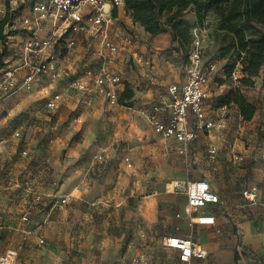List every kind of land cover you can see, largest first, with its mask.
Wrapping results in <instances>:
<instances>
[{
    "label": "crops",
    "instance_id": "1",
    "mask_svg": "<svg viewBox=\"0 0 264 264\" xmlns=\"http://www.w3.org/2000/svg\"><path fill=\"white\" fill-rule=\"evenodd\" d=\"M5 6L6 2L0 0V21L4 17L2 11ZM18 13L24 20L31 16V9L25 17L23 11ZM190 18L195 22L193 14ZM127 24L135 28H130ZM22 27L24 31H28L24 22ZM78 36L88 37L84 34ZM110 37L114 41L112 44H120L124 38H130L132 43L120 55L129 56V60L140 67L142 77L150 83L148 85L162 84L163 72L154 68L152 57L142 54L146 50V43L153 37L134 23L125 9H120L114 15ZM22 43L23 40L21 44L14 46L20 48ZM100 52L102 47L96 54ZM67 70L71 71V67ZM170 77V85L181 84L186 80L185 73L181 77ZM59 79L54 81L52 76H48L35 86H39L44 93L59 92L55 91L59 87ZM220 79L224 82L226 76L223 75ZM76 81L84 84L86 90L90 86L102 93V98H74L81 114L73 122L83 123L81 129L84 139L72 149L69 147V155L63 161L61 170L52 172L54 180L47 181L44 187H38L36 181L32 184H37L36 187L17 182L11 187H0L1 194L4 191L13 198L11 207L6 208L8 204L0 196V230L13 229L15 236L31 247L46 243V249L40 255H45V260H51L53 264H104L113 259L114 264H131V260L142 253L150 257L151 264H182L178 261L175 250L163 246L166 238L174 236H193L207 250V260H193L190 264H264V143L258 141L256 127L253 125L257 112L252 121L246 122L235 106L215 107L226 92L236 88V83L232 88L230 84L223 82L221 85L213 84L215 88L211 87L213 93L209 94L214 98H204V105L211 102L214 109L208 116L224 119L227 128L219 133V139L209 137L202 130L196 131L197 138L189 146L186 155L180 154L181 145L178 141L163 139L149 124L147 126L131 122L132 133L139 140H145L142 149L149 147V152L156 155L157 166L152 175L125 177L124 181L122 172L125 170L122 164L129 162V158H125L119 165L107 160V166H101V162L95 160L101 155L105 160L113 156L114 119L121 117L117 108H122V105L111 106L106 92L94 85V78ZM256 87L264 97L262 80L257 82ZM152 88L145 91L146 98H136L141 110L161 95L157 89ZM117 89L121 95L125 87L121 84ZM253 90L252 87L240 88L245 98H253ZM48 99L46 98V102ZM10 102L11 105L6 102L1 106L2 115L6 116L5 122L12 113L22 110V100L13 98ZM208 108H211L210 105L207 108L205 106V109ZM45 109L51 111L47 107ZM233 114L239 118L238 125L235 126H231ZM119 122L116 125L118 127ZM20 130L14 129L15 137L16 133L20 137ZM56 132L59 131L53 133ZM151 139L160 142L150 144ZM212 146L217 149L213 156L209 153ZM89 151L94 154L88 161L79 162L72 170V165L77 162L76 152L82 156ZM130 152L133 161L134 157L140 155L138 151L135 154ZM73 171L75 174H72ZM73 175L78 177V181L73 180ZM109 179L110 184L107 183ZM147 179L151 181L147 182ZM197 180L209 182L221 204L207 205L192 214L187 205V197L175 193L173 183ZM251 188L257 189L254 202H248L243 197V192ZM9 192L15 193L12 196ZM64 197H68L67 205L59 208L57 202ZM26 212L29 217L24 222ZM41 240L44 241L43 244H40ZM88 247L94 250V257L84 250ZM73 248L83 252L78 256L72 255L70 249ZM239 248L243 249V253L238 252ZM237 255L245 256L246 259L238 258ZM10 263L11 260H8V264Z\"/></svg>",
    "mask_w": 264,
    "mask_h": 264
},
{
    "label": "rangeland",
    "instance_id": "2",
    "mask_svg": "<svg viewBox=\"0 0 264 264\" xmlns=\"http://www.w3.org/2000/svg\"><path fill=\"white\" fill-rule=\"evenodd\" d=\"M1 1L6 2V4L9 2V0ZM36 1L43 0H19L17 11L12 14L7 13L11 20L9 25L5 28V34L10 38L7 39V43L5 44L0 42V58H2V60L4 59V62L8 61V65L17 64L20 48H16L14 44H21V41H24L27 36L25 33H28V31L22 29V22L24 20L21 18L22 15L18 12L23 11V17H25L24 15H29L30 6ZM4 18L5 16L3 19ZM185 19L192 27L194 22L190 18V13L185 14ZM127 25L130 28H135L131 26V24ZM206 27L207 33L204 36L203 43V62L205 66L210 63L215 64L216 71L209 82L205 92V98H214L209 94L213 93L211 92V87L215 88L213 84H222L223 81L221 82L220 78L226 74L225 67H232L236 64L232 78L229 80L226 78L223 82L226 85L230 84L229 86H231V88L236 82L235 77L239 80L246 76L242 74L241 66L237 62L238 58L234 54V51L229 48L228 41L223 36H218L216 33V21L210 19ZM260 35L261 33H255L249 37L258 39ZM109 42L114 43L110 36ZM141 42L143 43L144 40ZM20 44L18 46H20ZM141 44L140 48L142 47ZM101 47L104 58H100V56L96 54ZM145 49L146 50L143 51L142 54L152 57L154 68L163 72V75H161L162 84L156 83L153 86L148 85L150 83L145 81L142 77L139 70L140 67L135 65L132 60H129V56H110L100 41L93 40L89 37L85 38V36H76V48L72 52L67 53L62 51L59 54L58 70L60 79L59 87L55 89V91H59L62 94L63 100L56 110L48 111L45 109L46 98H49L53 91L52 93H44L39 86H34L31 90H26L20 85L15 98H19L23 101V105L21 106L22 110L16 114L12 113L7 122H5L6 116H4V114L0 116V187H11L17 182L19 184H28L32 187H36L38 184V187L42 188L47 181L54 180L52 172L57 169L59 171L61 170L63 161L66 159L67 155H69V147L72 149L84 139L83 130L81 129L83 123L77 124L73 122L81 114L76 99L102 98L100 90L88 86L87 90L81 94L72 88V83L81 78L89 81L98 75L103 68L113 73L114 69H116L115 73L120 77L121 84L124 85V87L128 86L133 92L134 97L122 105V108H117L120 110L121 117L114 119L113 156L105 160L101 155L102 161L98 160V162H101L98 164L104 166L109 164L108 161H110L115 165H119L122 164L125 158H129V162L122 164L125 170L122 172L124 181L126 180L125 177L130 178L133 176L136 178V176L140 177L141 175H152L157 166L156 155L149 152V147H144V149H142V144L145 140H139L130 129L131 122L138 123V125L145 124L149 126L147 120L141 114L142 110L136 98H146V95L144 96L145 91L152 87V89H157L159 91L158 94L165 95L167 87L172 83V77L170 76L174 75L181 77L184 73L187 75V70L185 69L189 65V51L187 52L186 50L179 49L168 32H164L160 36L148 41L145 45ZM68 67H71V71L67 70ZM164 67L167 68V70ZM46 80L47 79H45L44 82H46ZM252 80L254 81L252 87L254 88L253 98H246V100L252 102L257 108V116L253 125L256 127V133L259 138L258 141L264 143V97L258 93V88L256 87L257 82L261 80V78L252 77ZM239 85L240 87H244L240 83ZM231 90H234V88ZM80 94L83 95V97H80ZM10 101H8L9 105L12 103ZM209 105L211 108L206 109L208 115H210L209 113L213 112L214 109V105H212L211 102L205 105L206 108ZM232 118L233 121L231 122V126L238 125V116H234L233 114ZM118 122L119 127L116 126ZM94 125L95 124H92V126ZM15 128L21 129L20 137L14 136L13 132ZM193 129L196 131L194 126ZM54 131L59 132L53 133ZM159 142V140L151 139L149 143L158 144ZM130 151H133V154L138 151L140 155L134 157L133 161ZM76 154L77 162L72 165V170L79 165V162L87 160L94 153L89 151L82 156H79L77 152ZM53 165H57V167H53ZM61 174L62 173H59V175ZM72 174H75V171H73ZM76 175H73L74 181H78ZM34 181L37 183L36 186L32 185ZM150 181L151 179H147V182ZM107 183L110 184L111 180H107ZM3 193L4 194L0 193V196H2L5 203L8 204L6 208H10L13 198L7 196L5 194L6 192L3 191ZM14 193L15 192H9L12 196ZM57 205L61 208L59 204ZM26 214L27 212L25 215ZM45 244L31 247L29 244L20 241L19 237L15 236V231L13 229L0 230V256L5 258L7 264L8 260H11L10 264H53L51 260H45V255H40L44 253V249H46ZM70 250L72 255L75 256L83 252V250L80 252L78 248ZM84 250H86L87 253L90 252L91 257L95 253L93 249L90 250V247ZM262 254H264V251ZM238 258L246 259L245 256H238ZM104 264H114V259L108 260L104 262Z\"/></svg>",
    "mask_w": 264,
    "mask_h": 264
},
{
    "label": "built area",
    "instance_id": "3",
    "mask_svg": "<svg viewBox=\"0 0 264 264\" xmlns=\"http://www.w3.org/2000/svg\"><path fill=\"white\" fill-rule=\"evenodd\" d=\"M19 0H9L2 13L12 14L17 11ZM31 17L24 19L28 26V33L24 39L19 53L17 64L0 66V116L2 104L15 98L20 85L31 90L44 77L52 76L54 81L60 77L58 61L60 53L72 52L76 48V36L84 34L93 40L101 42L110 56L117 57L132 43L128 37L120 44L109 42L110 30L114 27V14L125 9L124 0H43L31 4ZM206 28L193 30L194 41L189 53L186 80L181 84L170 85L165 95H160L150 102L141 114L148 124L163 139L176 140L180 143V154L186 155L189 146L196 140L198 130H202L213 139H219V133L227 128L224 119H213L208 116L205 105V89L207 88L216 66L213 63L205 66L204 36ZM100 52L98 56L104 58ZM236 80V88L240 85ZM94 85L106 92L111 106H118L121 85L120 77L105 68L94 77ZM72 88L84 92L86 86L78 81L72 83ZM63 100L60 92H54L46 102L47 109L56 110ZM195 127L196 131L193 128ZM19 137V134L16 133ZM210 155L217 153L216 147L209 149ZM96 161H102L98 156ZM128 161V160H126ZM174 192L187 197V205L192 214L197 213L207 205H219L221 200L212 190L206 180L175 181ZM257 189L251 188L243 192L248 202H254ZM68 197L59 199L57 204L65 207ZM29 213L23 217L27 222ZM44 241L41 240L40 244ZM264 246V233L262 235ZM165 248L178 253V261L190 264L193 260L204 261L208 259L207 250L197 243L193 236L187 238L169 237L163 241ZM243 253V249H238ZM0 264H6L5 258H0ZM125 264V263H123ZM131 264H151L146 253L131 260Z\"/></svg>",
    "mask_w": 264,
    "mask_h": 264
},
{
    "label": "trees",
    "instance_id": "4",
    "mask_svg": "<svg viewBox=\"0 0 264 264\" xmlns=\"http://www.w3.org/2000/svg\"><path fill=\"white\" fill-rule=\"evenodd\" d=\"M125 10L133 22L155 38L168 32L179 49L191 51L193 30L206 28L210 19L217 23L216 33L223 36L234 51L244 76L237 80L244 87H253L252 77L262 80L264 91V0H124ZM195 16L192 27L185 14ZM115 15V14H114ZM6 15L0 21V42L7 43L5 28L10 23ZM261 33L258 39L249 36ZM3 61V62H2ZM0 65L5 66L0 58ZM236 65V64H235ZM235 65L225 67V76L232 78ZM240 88L226 92L216 108L235 106L244 121L254 119L257 108L249 103ZM134 97L128 86L120 95L119 104L124 105Z\"/></svg>",
    "mask_w": 264,
    "mask_h": 264
}]
</instances>
